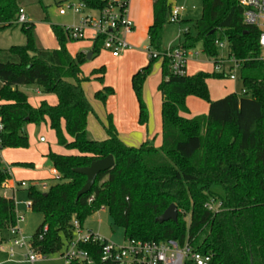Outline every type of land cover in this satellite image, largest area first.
I'll use <instances>...</instances> for the list:
<instances>
[{
    "label": "trees",
    "instance_id": "trees-1",
    "mask_svg": "<svg viewBox=\"0 0 264 264\" xmlns=\"http://www.w3.org/2000/svg\"><path fill=\"white\" fill-rule=\"evenodd\" d=\"M26 1L0 0V30L16 26L18 10ZM79 1L94 10L105 5L102 0ZM174 1L151 0L149 53L166 51L161 48L162 30ZM193 27L196 37L185 30L186 38L177 47L189 50L198 40L202 53L214 61L218 56L214 40H225L229 53L242 61L239 78L244 92L210 100L206 81L211 76L225 78L223 74L175 75L168 58L149 54L148 64L132 75L131 87L138 102V121L144 123L147 112L142 87L153 62L160 60L161 145L155 147L153 140L146 139L135 147L119 139L110 115L104 126L105 139L91 140L85 134L92 108L82 83L91 78L101 83L103 66L92 70L90 76L83 75L85 55L67 53L65 45L74 39L66 29L51 25L59 48L48 50L35 46L32 24L21 23L25 44L11 46L6 50L8 59L0 60V150L25 147V123H39L46 117L57 143L69 152L47 154L57 173L54 183L45 190L34 185L26 189L30 209L43 217L30 239L36 252L42 256L62 253L72 238V219L82 227L88 216L104 207L111 224L122 229L124 239L189 244L193 251L211 254L208 264H264V64L258 60V31L243 23L237 0H202ZM102 40L103 36L93 40V54L101 50ZM22 85H35L42 93L54 94L56 104L42 101L34 109L17 89ZM112 92L104 86L94 98L104 103ZM187 96L205 100L206 115L183 116L188 114ZM107 155H112L113 167L99 173L89 191L76 198L85 177L73 169ZM6 179L0 164V188ZM210 199L220 202L215 212L204 207ZM170 204L176 206L177 220L157 222ZM15 214L14 199L0 193V231L15 225ZM4 240L0 238V243ZM99 247V243L80 245L93 264H116L101 262ZM184 264L195 263L186 260Z\"/></svg>",
    "mask_w": 264,
    "mask_h": 264
},
{
    "label": "rangeland",
    "instance_id": "rangeland-1",
    "mask_svg": "<svg viewBox=\"0 0 264 264\" xmlns=\"http://www.w3.org/2000/svg\"><path fill=\"white\" fill-rule=\"evenodd\" d=\"M72 0L71 3H76ZM65 0H27L24 3V13L28 23L32 24V36L37 48L58 49L59 45L55 38L51 25L70 27L77 24L81 14L74 15L67 9ZM61 4V6H59ZM202 0H175L173 7L180 9L179 19L175 23H166L162 30L161 48L170 50L181 45L186 36V30L191 37H196L193 22L199 19L201 14ZM22 8V7H21ZM66 9L64 15L59 14V9ZM96 14V12H93ZM81 18V17H80ZM78 21V22H79ZM139 43L132 46L114 58L109 51L101 49L87 58V53L92 52V45L85 39L67 41L65 49L71 56L77 52H85V62L82 65V73L90 76L91 71L101 66L104 68L103 81L90 79L84 82L83 92L92 108L86 117L85 134L88 139L95 140L105 136L104 126L107 125V116H111V122L117 131L119 139L127 146H139L146 139L153 140V145H161V123L159 112L158 84L160 79V60L153 62L151 72L145 80L141 98L147 112V119L144 123L138 121L139 107L137 98L131 87V77L140 68L149 62L148 40L145 32L137 33ZM25 36L21 30V24L10 29L0 30V60H7L6 50L11 46H23ZM185 72L193 75L197 72H212V61L201 51V42L196 40L194 47L186 50ZM220 55V52L218 53ZM208 96L210 100L224 97L232 92L240 94L241 80L239 73L234 81L228 78L210 77L206 81ZM104 86L112 88L103 103L94 98V93L102 90ZM21 91L27 95L28 103L34 109H38L42 101L49 105L56 104L57 98L54 94L41 93L35 85L20 86ZM50 101H54L51 103ZM185 105L189 110V116L206 115L207 102L203 99L187 96ZM63 134L67 137L64 125H61ZM24 133L27 137L25 147L4 148L0 150L1 168L7 173V181L14 184L12 186L0 188L3 196L13 195L15 201V211L23 215V220L17 224V232L11 233L9 229L0 231V238L6 240L0 243V264H65L61 252L47 256H39L34 262L26 260L27 251L24 247H14V256L9 259L7 248L13 240L24 238L26 244L42 223V214L26 208L28 202L26 189L34 185L36 188L45 190L54 183L53 176L49 175L50 168L47 166L49 152L61 154L65 149L57 143L56 134L50 128L48 119L45 117L39 123H25ZM42 138V140H40ZM21 183H24L22 186ZM216 191L222 192L216 187ZM84 232L91 231L101 238L123 243L124 235L122 229L111 224V220L106 208L88 216L82 224ZM73 235V234H72ZM64 249V248H63ZM62 249V251H63Z\"/></svg>",
    "mask_w": 264,
    "mask_h": 264
},
{
    "label": "built area",
    "instance_id": "built-area-1",
    "mask_svg": "<svg viewBox=\"0 0 264 264\" xmlns=\"http://www.w3.org/2000/svg\"><path fill=\"white\" fill-rule=\"evenodd\" d=\"M105 5L101 9H88L83 2L77 0L76 3H67V9L73 14H81L80 21L70 27H64L71 39L78 40L85 37L88 29L93 32L92 42L97 36H103L101 49L109 51L111 56L117 57L120 53L130 47L126 36L131 34L134 29L132 21L127 17V8L129 0H102ZM242 9L243 23L252 26L258 31L257 44L260 55L258 60L264 64V0H237ZM66 9H59V14H64ZM93 12H96L94 14ZM179 12L176 6L172 7L168 17L169 23H175L179 19ZM27 22L23 8H19L16 23ZM218 54L216 60L212 61V72L223 74L230 81L237 78L242 64L241 60L236 59L229 53L225 40H214ZM148 51V50H147ZM165 56L169 60V69L175 75H184L185 59L187 51L181 47L172 50H166L164 53H150V56ZM244 92V90H241ZM2 126L0 124V131ZM42 140V138L40 139ZM6 172V171H5ZM23 186L24 183H21ZM9 186L7 179L2 182V187ZM92 196L88 201L92 200ZM220 202L210 199L204 204V207L212 212L218 210ZM31 203L28 200L26 208L30 209ZM16 212V211H15ZM23 220V215L15 214V225L8 229L11 233L17 232V224ZM72 238L65 245L61 255L64 257L65 264L79 262L83 264H93L89 253L80 248L81 244L99 243V256L101 262H111L116 264H184L190 260L195 264H208L211 260V254H202L193 251L189 244L177 245L174 241L168 242H149L138 239L125 238L123 243H115L101 238L91 231L84 232L77 220L72 219ZM43 232L46 227H43ZM41 239V235H39ZM14 247H24L27 251L26 260L34 262L42 256L36 252L30 241L25 243L24 238L13 240L7 248L9 259L14 256Z\"/></svg>",
    "mask_w": 264,
    "mask_h": 264
},
{
    "label": "crops",
    "instance_id": "crops-1",
    "mask_svg": "<svg viewBox=\"0 0 264 264\" xmlns=\"http://www.w3.org/2000/svg\"><path fill=\"white\" fill-rule=\"evenodd\" d=\"M71 1L72 0H65V2H71ZM59 6H61V4ZM22 8L24 9V4H23ZM64 14H60V15H64ZM74 15H77V14H74ZM80 17H79V19H80ZM127 17L132 21V23L134 25V29H133V32L131 34L126 36V40L128 41L129 44H132V46L133 45L137 46L139 43L137 33L142 31V32H145V34L147 36V28L150 25L151 20H152L151 0H129L128 1V8H127ZM26 19H27V17H26ZM78 21H77V23H78ZM63 26H60V27H63ZM6 29H10V28H6ZM2 30H5V29H2ZM92 35H93V32L90 29H88L85 33V37L83 38V39L86 38L90 42L91 45H92ZM125 51H127V50H125ZM81 53L86 55L85 52H81ZM89 53H90V57H92L93 53L92 52H89ZM89 53H87V54H89ZM117 57H119V55ZM117 57H114V58H117ZM81 71H82V66H81ZM159 72H160V70H159ZM159 81H160V79H159ZM1 85L2 84L0 82V87H1ZM82 87H83V85H82ZM17 89L21 91L20 86H18ZM38 91H40V89ZM26 97H27V95H26ZM159 99H160V105H161L160 93H159ZM27 101H28V99H27ZM50 102L54 103V101H50ZM160 105H159V112H160ZM207 108H208V105H207ZM182 115L185 117H190L189 116V110H188L187 115H184V114H182ZM160 123H161V119H160ZM160 127H161V125H160ZM105 138H106V133H105V136L98 138V139H95V140H103ZM67 153H69V152L67 150H65L64 153H61V154H67ZM48 161H50V160H48ZM47 166L50 168L49 175L53 176V178H56L57 177L56 171L53 169L52 166H49L48 164H47ZM8 184H9V186H12V190H13L14 184L10 181H8ZM10 197H12L14 199L13 195Z\"/></svg>",
    "mask_w": 264,
    "mask_h": 264
},
{
    "label": "water",
    "instance_id": "water-1",
    "mask_svg": "<svg viewBox=\"0 0 264 264\" xmlns=\"http://www.w3.org/2000/svg\"><path fill=\"white\" fill-rule=\"evenodd\" d=\"M90 57V53L87 54V58ZM49 166H52V163L50 161L47 162ZM114 165V160L112 155H107L104 158L94 160L92 161L88 166L86 167H79L73 169V171L77 174L83 175L85 177V183L80 188V190L76 193V198H78L80 195L85 194L89 191L91 186L94 183V180L96 176L104 172ZM173 221L175 222L177 220V209L174 204H170L163 212L162 214L156 218V221L159 223L166 222V221Z\"/></svg>",
    "mask_w": 264,
    "mask_h": 264
}]
</instances>
